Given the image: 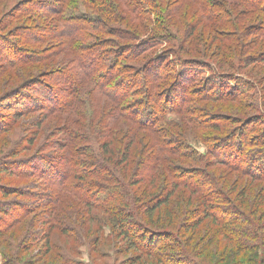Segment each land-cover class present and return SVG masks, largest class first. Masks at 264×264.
Here are the masks:
<instances>
[{"label": "trees", "instance_id": "obj_1", "mask_svg": "<svg viewBox=\"0 0 264 264\" xmlns=\"http://www.w3.org/2000/svg\"><path fill=\"white\" fill-rule=\"evenodd\" d=\"M188 1L198 11L182 14ZM229 1L0 0V77L20 80L0 98L16 101L0 137L19 120L37 128L0 165L42 184L52 202L46 196L39 209L53 233L71 226L49 209L71 196L106 218L126 251L195 264L167 229L180 195L248 246L251 217L225 181L232 174L264 185V92L248 73L264 68V0ZM140 185L152 188L149 201ZM22 191L0 186L4 198L27 197ZM36 211L0 202L1 230Z\"/></svg>", "mask_w": 264, "mask_h": 264}, {"label": "rangeland", "instance_id": "obj_2", "mask_svg": "<svg viewBox=\"0 0 264 264\" xmlns=\"http://www.w3.org/2000/svg\"><path fill=\"white\" fill-rule=\"evenodd\" d=\"M230 6L233 7L232 4ZM186 8L189 12L191 10L198 11L189 1L185 7H181L182 14L186 12ZM235 9L237 12L240 11L238 7ZM192 14L197 16L195 12ZM210 30L211 28L208 27V32ZM198 34L200 33L198 32ZM216 50L214 46L211 49V55ZM251 69L248 73H251V78L257 81L264 92V68ZM36 72L35 68L29 70L32 75ZM233 78L238 80L239 76H233ZM17 82L20 80L13 76L0 77V98L9 92L10 88L15 87ZM252 101L251 103L256 105V101ZM15 106V99L8 98V101L0 102V126H3L7 120L13 119L12 110L16 108ZM220 111L227 113L228 109L221 108ZM248 115L252 116L255 113L249 112ZM31 121L32 119L22 122L19 120L14 129L15 134H3L0 137V164L4 159H10L8 152L11 148H16L18 145L23 146L24 143L21 141L23 138L31 137L35 140L37 128L30 125ZM193 132L194 135L209 134L207 131ZM193 145L200 154L207 153L204 144L198 140H194ZM34 154L32 151V154L21 155V158L17 160L25 159V156L32 157ZM3 171L4 169L0 165V186L22 189L23 194H26L27 197L4 198L0 192V202L11 200L20 202L22 200L27 208L31 207L37 211L14 229L8 228L2 231L1 229L6 225L0 221V264H159L154 258L144 257L136 251H126L123 240L117 239V235L112 233L110 226L106 223L107 219L102 215H97L94 218L86 205L71 196H66L62 202L60 201L61 204L53 205L49 209L53 208L54 215L61 217L65 223L71 226L65 232V236H62L60 232L53 233V230L50 229L51 222L49 225L48 211L39 209L45 197H50L42 184L38 180L12 177ZM224 173L222 172L220 175L223 176ZM249 182V179L232 174L225 181L226 189H233V197L251 217L253 235L246 247H240L238 242L229 238V235L225 233L229 232V229L224 225L200 215L197 211L199 207H186L182 196L174 197L169 208L176 215L167 229L179 232V237L182 239L178 238L177 240L185 247L186 255H189L187 260H191L195 264H264V185ZM32 184L38 185V187L35 188ZM135 189L145 202L151 199L148 197L153 192L151 187L140 185ZM23 194L21 196H24ZM54 201L56 202L55 199ZM48 202H52V197ZM164 214L165 208L156 214L160 218L162 217L158 220V226H166L161 223L164 220ZM1 217L0 215V219ZM67 234L70 235V238ZM55 245H58V250L55 249ZM64 255L69 258L66 262Z\"/></svg>", "mask_w": 264, "mask_h": 264}]
</instances>
